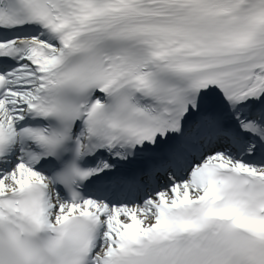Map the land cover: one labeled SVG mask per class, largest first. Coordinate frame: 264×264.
Here are the masks:
<instances>
[{
  "label": "snow or ice",
  "instance_id": "1",
  "mask_svg": "<svg viewBox=\"0 0 264 264\" xmlns=\"http://www.w3.org/2000/svg\"><path fill=\"white\" fill-rule=\"evenodd\" d=\"M0 264H264V0H0Z\"/></svg>",
  "mask_w": 264,
  "mask_h": 264
}]
</instances>
